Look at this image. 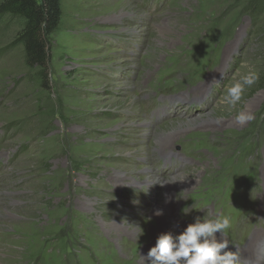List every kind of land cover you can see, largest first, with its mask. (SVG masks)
I'll return each mask as SVG.
<instances>
[{"label": "rangeland", "instance_id": "rangeland-1", "mask_svg": "<svg viewBox=\"0 0 264 264\" xmlns=\"http://www.w3.org/2000/svg\"><path fill=\"white\" fill-rule=\"evenodd\" d=\"M61 5L46 82L25 21L0 16V264L263 250L264 0ZM166 203L165 234L188 245L144 263Z\"/></svg>", "mask_w": 264, "mask_h": 264}, {"label": "trees", "instance_id": "trees-1", "mask_svg": "<svg viewBox=\"0 0 264 264\" xmlns=\"http://www.w3.org/2000/svg\"><path fill=\"white\" fill-rule=\"evenodd\" d=\"M61 0H0V16L10 15L25 21L19 40L26 63L39 70L42 81L50 76V43L62 18Z\"/></svg>", "mask_w": 264, "mask_h": 264}, {"label": "bare ground", "instance_id": "bare-ground-1", "mask_svg": "<svg viewBox=\"0 0 264 264\" xmlns=\"http://www.w3.org/2000/svg\"><path fill=\"white\" fill-rule=\"evenodd\" d=\"M167 154V153H166ZM168 155H166L167 157ZM153 177V176H152ZM153 184V182H152ZM150 183V185H152ZM171 211H173L172 208H170V205L169 203H166L163 207V209H161L157 214L159 216V227H158V231L157 233L155 234V238L153 239L152 236H150V234L146 235L145 236V239L148 241V242H151V246H148L147 247V253H146V256L143 258V262H147V261H150V259H152L151 257H153L155 254L157 253H161L162 251L165 252L166 251V248H164V243H168L170 244L172 247L174 246V243H177L179 246H182V247H186L188 245L187 242H180V244L177 242L176 239H172L171 236L165 234V229L163 227V225L165 224V222L168 220L167 218V214L170 213ZM178 231H182V228L181 227H178ZM183 234V232H181ZM189 236L191 234H188ZM185 239V237H184ZM192 240V239H191ZM215 242H220V240H213ZM192 243V242H191ZM195 243V242H194ZM169 245V246H170ZM176 245V244H175ZM177 245V246H178ZM194 245V244H193ZM207 245L211 246V247H224V248H227L225 247L226 245H214L210 242L207 243ZM147 246V245H146ZM191 246V245H190ZM197 246V245H196ZM258 247V246H257ZM258 251V253L256 254V252ZM232 253V252H231ZM164 255V254H163ZM247 255V256H245ZM245 255H242L241 256V262L243 264L245 263H261L263 262L264 260V247H263V250L258 247L257 250L255 247H251L249 248V250L246 252ZM163 257V256H162ZM165 257V256H164ZM257 260V261H256ZM159 264H173V260L170 258H165L163 261H161ZM200 264H205V263H200Z\"/></svg>", "mask_w": 264, "mask_h": 264}]
</instances>
